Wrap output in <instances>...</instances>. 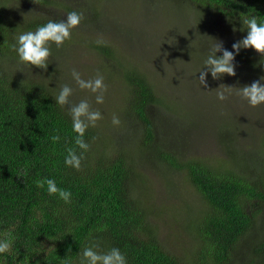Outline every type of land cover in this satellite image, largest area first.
Listing matches in <instances>:
<instances>
[{"label": "trees", "instance_id": "16d2710c", "mask_svg": "<svg viewBox=\"0 0 264 264\" xmlns=\"http://www.w3.org/2000/svg\"><path fill=\"white\" fill-rule=\"evenodd\" d=\"M15 3L21 6V14L13 13ZM175 4L208 18L210 24L221 25L208 29L211 32L206 43L198 48L176 47L188 53L194 67L205 65L218 41L225 48L224 39L237 42L246 37L242 14L256 16L264 23V0H178ZM59 5V0H0V238L8 231L13 238L11 251L0 254V264H81L83 249L93 245H98L96 251L100 253L118 248L126 264H264V137L260 153L243 155L235 149L239 146L235 134L223 125L220 140L223 149L233 154L232 168L219 160L165 154L157 142L161 133L151 113L162 105L176 113L179 100L169 99L159 89L157 79L149 78L144 69L104 63L109 66L104 82L107 91L99 104L97 93L81 95L75 80H67L69 76L58 81L51 73L20 62L13 49L18 46L19 34L35 31L49 20H63L33 8ZM68 8L69 12L81 13V21L97 23L101 15L94 5L91 11ZM85 39L109 59L116 62L120 57L112 43L94 36ZM64 55L63 49L61 57ZM235 59L234 80L240 84L239 74L244 78L264 77V55L241 49ZM64 84L71 85L73 94L70 104L61 106L56 97ZM116 89L118 97L113 98L122 101L123 115L134 117L140 124L139 147L131 146L137 144L131 139V131L138 128L132 126L127 139L111 145L100 142L102 148L96 151L95 141L104 135L90 125L83 137L89 149H80L75 143L78 134L73 130L71 104L87 100L104 118L108 110L119 111V102L109 105L114 102L110 95ZM53 136L60 139L54 142ZM69 148L82 156L79 170L65 163ZM150 154L177 168L202 199L198 206H186L189 243L180 252L169 250L160 241L147 210L134 194L136 162ZM45 178L70 191L71 202L66 203L58 194L50 195L47 185L38 187L37 180Z\"/></svg>", "mask_w": 264, "mask_h": 264}, {"label": "rangeland", "instance_id": "374dc122", "mask_svg": "<svg viewBox=\"0 0 264 264\" xmlns=\"http://www.w3.org/2000/svg\"><path fill=\"white\" fill-rule=\"evenodd\" d=\"M177 1L59 0L61 6L56 8H33L50 16L58 15L63 20L69 13L68 7L91 11L94 5L101 13L97 23H91V20L81 21L78 27L71 30V39L64 42L61 47L54 43L49 44L51 55L47 61L48 68L42 70L51 73L58 81L68 76L67 80L73 81L72 71L76 70L84 80L93 79L99 74L103 76L105 82L109 66L105 67L104 63L130 64L144 69L149 78L157 79L159 89L169 99L179 100V109L177 107L176 113L171 114L173 109H167L164 105L151 113L153 123L160 129L161 136L157 142L163 148L162 153L175 152L190 159L219 160L227 164L228 168H232L234 159L231 161L230 159L233 154L223 149L220 140L223 130L221 127L224 128L225 125L231 128L232 135L235 134L233 137L239 143L235 149L241 150L243 155L261 152V140L264 137V104L250 106L247 100L239 95V90L254 81L260 80L264 83V80L244 78L245 75L239 74L240 84L237 79L234 80L237 75L225 74L219 79H214L208 74L207 87L201 85L198 77L205 65H201L200 68L198 65L194 67L188 53L177 51L176 47L186 45L198 48L206 43L204 41L211 30L221 25L210 24L208 18L209 21L189 8L182 9L175 4ZM12 10L15 14H21L22 11L17 3L12 5ZM84 13L87 14L86 11ZM201 26L205 29L202 32ZM201 35H204L202 39ZM88 36L90 38L94 36L106 44L112 43L121 58L115 62L103 52L89 46L91 41L85 39ZM223 41L226 42L225 49L234 50L232 45L235 42H228L227 38ZM63 49L66 55L61 57ZM237 68L241 71L242 65ZM118 71L122 72V69ZM74 85L78 87L76 82ZM219 87V91H223L227 96L224 101L217 97ZM77 91L82 95L89 90ZM117 92L118 89L112 91L110 100L114 102H110L109 105L119 102V111L108 110V113L103 115L104 118L96 123V131L104 135L95 141L96 146L93 149L96 151L102 148L98 144L100 142L108 141V145H111L123 138L127 139L132 126L138 128L131 131V139L134 138L137 143L131 146L139 147L142 138L140 124L134 117L127 118L123 115L122 101L113 98L118 97ZM113 116L119 118V125L112 123ZM133 179L135 197L140 199L147 210L160 241L169 250L180 252L182 247L189 243L190 233L188 228H185L188 224L184 222L186 206H198L202 201L201 196L197 195L193 186L177 168L157 160L155 154L136 162ZM194 210L199 211L198 207H194ZM247 252L248 250L244 252L245 257Z\"/></svg>", "mask_w": 264, "mask_h": 264}, {"label": "clouds", "instance_id": "9594fccd", "mask_svg": "<svg viewBox=\"0 0 264 264\" xmlns=\"http://www.w3.org/2000/svg\"><path fill=\"white\" fill-rule=\"evenodd\" d=\"M82 18L81 13L72 11L66 15V19L64 20L59 22L49 20L45 25L38 27L35 31L19 34L17 37L18 46L14 45L13 49L18 53L20 62L47 70V61L51 55L49 44L54 43L57 47H61L66 40L71 38V30L80 25ZM241 22L247 28L246 37L233 43L232 48L235 50L234 52L225 49L223 43L220 41L213 46L204 61V70L199 73L198 78L201 85L207 87L206 77L209 72L214 79H219L225 74L235 76L236 66L234 60L241 49H254L257 53L264 55V23L258 22L256 16H245L243 14ZM98 43H101V41H98ZM219 52L223 54L218 56L217 53ZM72 77L80 89L97 93V103L102 104L104 102V93L107 91V86L104 83L102 75L97 74L93 79L84 80L81 78L79 72L73 70ZM261 80H264V77H261ZM219 89L220 87L217 89L218 99L221 101L226 100L227 96L223 91H219ZM72 94L73 89L69 85H61L56 102L61 106L69 105ZM239 95L247 100L252 107L264 104V83L257 80L250 85H245L240 88ZM70 113L73 121V130L78 134L75 143L80 149L87 151L89 144L83 138L85 132L90 125L95 127L96 122L103 117L98 110L91 108L87 100H81L79 103L71 104ZM112 123L119 125V118L113 116ZM52 139L56 142L60 138L59 136H53ZM81 161L82 156L77 155L75 149L69 148L68 155L65 158L66 165L79 170ZM36 183L41 188L47 185V191L50 195L58 194L66 203L71 202V192L59 188L53 179L45 178L44 180H37ZM12 243L13 238L11 232H5L3 238H0V254L10 252ZM97 247L98 245H93L83 249L81 253V264H126V257L118 248H112L106 253H100L96 251Z\"/></svg>", "mask_w": 264, "mask_h": 264}]
</instances>
